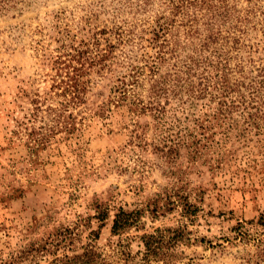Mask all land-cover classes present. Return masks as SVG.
Masks as SVG:
<instances>
[{
	"label": "rangeland",
	"instance_id": "rangeland-1",
	"mask_svg": "<svg viewBox=\"0 0 264 264\" xmlns=\"http://www.w3.org/2000/svg\"><path fill=\"white\" fill-rule=\"evenodd\" d=\"M198 3L203 12L229 13L225 26L238 39L228 50L231 80L257 95L229 109L213 87L195 99L181 92L158 118L131 102L146 100L145 64L156 54L151 28L169 0L0 2V258L18 253L17 264H49L87 243L109 254L122 242L135 253L143 232L187 224L185 264H261L264 0ZM174 20L183 37L185 15ZM58 56L83 64L87 91L83 103L53 116L32 100L37 93L43 108L51 103L44 98L58 79ZM135 74L140 86L128 84L118 100L120 80ZM186 198L195 210L183 216ZM119 207L140 210L142 228L113 235Z\"/></svg>",
	"mask_w": 264,
	"mask_h": 264
},
{
	"label": "trees",
	"instance_id": "trees-1",
	"mask_svg": "<svg viewBox=\"0 0 264 264\" xmlns=\"http://www.w3.org/2000/svg\"><path fill=\"white\" fill-rule=\"evenodd\" d=\"M0 2L3 5L8 0H0ZM207 9L209 12H203L198 0H169L168 14L161 12L155 17L151 28V41L156 48V54L145 64L149 75L148 87L145 89L146 100L135 97L136 101L131 102L135 111H151L153 116L162 118L168 109L169 101L179 98L181 92L195 99L208 87L214 88L220 100L223 101L221 104L229 109L233 108L235 102L244 107V103L255 98L251 96L257 95L256 90L245 94L237 89L238 85L242 86L241 80L238 78L231 80L230 77L233 67L229 66L228 50L235 51L238 48L236 46L238 39L230 27L225 26V19H228L229 13H224V9L221 10L218 6H209ZM179 14L186 17V22L181 23L185 26L182 32L183 37L173 32L175 30L173 29L174 16ZM199 14L203 18L201 23H198ZM75 61L78 62L76 59ZM69 62H71L70 57L68 62L60 58L54 60L58 79L53 80L49 93L44 98L45 101L49 99L51 103L43 108V100L40 94L36 93V97L32 100L35 103L34 110H45L49 112V115L54 116L59 115V112L68 111V108L73 105L84 102L87 80H82L80 77L87 72L83 70L81 62L79 63L82 68ZM163 63H167V68L161 72ZM136 75L138 76V74L129 75L134 81L125 78L120 80L121 84L116 89L118 100L123 101L127 98L128 84L140 86ZM254 81L252 79L247 84L249 88ZM232 92H236L234 98L231 97ZM225 101L232 103V106L227 105ZM72 116V112H69L67 117L72 118ZM169 203L175 204V201L170 200ZM181 205L183 216L194 214L195 204L187 198ZM140 216V210L128 211L119 207L112 219L111 233L121 235L131 228L137 230L142 228L138 224ZM233 229L236 231L238 228ZM240 233L242 232L238 230L237 234ZM190 234L187 224L158 226L140 234L143 248L135 253H132L128 245L122 242L116 243L109 254L99 250L95 244L87 243L81 252L56 256L49 264H185L183 246L191 243ZM95 235L98 237L97 232ZM198 241H203V238ZM21 257L22 255L18 253H11L6 258H0V264H17ZM255 263L264 264V258Z\"/></svg>",
	"mask_w": 264,
	"mask_h": 264
}]
</instances>
